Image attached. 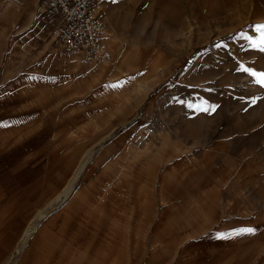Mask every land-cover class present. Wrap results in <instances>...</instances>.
Segmentation results:
<instances>
[{
    "label": "rangeland",
    "instance_id": "rangeland-1",
    "mask_svg": "<svg viewBox=\"0 0 264 264\" xmlns=\"http://www.w3.org/2000/svg\"><path fill=\"white\" fill-rule=\"evenodd\" d=\"M106 2L113 60L81 66L40 0H0V87L24 74L54 137L30 149L40 197L21 193L37 170L1 176L0 264H264V88L240 70L264 71L241 37L261 39L264 0ZM241 227L257 231L216 238Z\"/></svg>",
    "mask_w": 264,
    "mask_h": 264
},
{
    "label": "crops",
    "instance_id": "crops-1",
    "mask_svg": "<svg viewBox=\"0 0 264 264\" xmlns=\"http://www.w3.org/2000/svg\"><path fill=\"white\" fill-rule=\"evenodd\" d=\"M6 6L11 8L12 5L7 1ZM54 44V41H52ZM92 73L102 75L107 73L103 69H91ZM44 99L40 94L28 83L24 74L21 77H15L10 80V83L0 87V104L9 105L8 112H11V118L0 122V181L1 176L6 175V180L2 183L4 186L13 185L15 181L9 177V171L6 169H24L30 168L32 171L37 170V182L34 185L27 187L22 191V198L30 202L34 201L42 195L43 183V169H46L44 161H42L37 154L30 155V149L33 147L38 151L45 149L52 143L53 132L47 134V123L45 120L46 112L44 106ZM51 127V126H49ZM6 138V139H5ZM37 146V147H35ZM31 157V158H29ZM34 161V162H33ZM33 162V163H31ZM40 163H42L39 168ZM36 166V167H35ZM13 167V168H12ZM35 173H31L33 176ZM7 184V185H6ZM108 188L112 187V183H108ZM13 195V194H11ZM18 196L13 195V200ZM28 206V205H27Z\"/></svg>",
    "mask_w": 264,
    "mask_h": 264
},
{
    "label": "built area",
    "instance_id": "built-area-1",
    "mask_svg": "<svg viewBox=\"0 0 264 264\" xmlns=\"http://www.w3.org/2000/svg\"><path fill=\"white\" fill-rule=\"evenodd\" d=\"M49 11L53 33L66 57H78L81 66L104 64L111 60L106 45L107 28L102 12L106 0H40Z\"/></svg>",
    "mask_w": 264,
    "mask_h": 264
},
{
    "label": "snow or ice",
    "instance_id": "snow-or-ice-1",
    "mask_svg": "<svg viewBox=\"0 0 264 264\" xmlns=\"http://www.w3.org/2000/svg\"><path fill=\"white\" fill-rule=\"evenodd\" d=\"M256 32H261V39L259 41L252 39L251 36H245L244 33H241L242 38H246L251 41L252 48L254 49H260L261 51H264V24L257 25L254 29ZM215 47L217 48H227L228 46L223 43L216 44ZM240 70L245 73L247 76L252 78L253 82L259 87L264 88V71H257L253 68L240 66ZM128 81L119 82L117 84L108 85L109 87L113 89L121 88L123 87ZM258 100H264V97H254L250 100V104L254 105ZM176 103L185 106L187 109H190L196 113H205L208 115H212L216 112L219 105L210 103L207 99L201 98L199 102L193 103L191 101H186L183 99H180L179 97L176 98ZM257 229L253 227H241L237 229H233L230 232L227 233H218L216 235L217 239H232L238 236L243 235H254L256 233Z\"/></svg>",
    "mask_w": 264,
    "mask_h": 264
},
{
    "label": "bare ground",
    "instance_id": "bare-ground-1",
    "mask_svg": "<svg viewBox=\"0 0 264 264\" xmlns=\"http://www.w3.org/2000/svg\"><path fill=\"white\" fill-rule=\"evenodd\" d=\"M15 1V0H14ZM105 4H107V2H105ZM108 5V4H107ZM108 7H109V5H108ZM109 9V8H108ZM107 9H105L104 11H106ZM104 11L102 12V18H103V21H104V23H105V25H106V28H107V24H106V22L109 24L110 23V16L109 15H106L105 13H104ZM105 14V17H104V14ZM105 18V19H104ZM106 21V22H105ZM110 26V25H109ZM112 33L113 32H110V33H108V28H107V38H106V45H107V48H108V50H109V52H110V54H111V60L110 61H108V62H106V63H104V64H109V63H111L112 62V60H113V56H112V53H111V51H110V49H109V46H108V43H107V39H109V42H110V45L112 46V43H114L116 40H117V38L115 37L114 38V36L112 35ZM60 41V40H59ZM61 43V42H60ZM61 46H62V44H61ZM110 46V47H111ZM62 48H63V46H62ZM64 54V53H63ZM65 56V55H64ZM66 57V56H65ZM66 58H69V59H76L77 61H78V57H66ZM94 64V63H93ZM92 65V64H91ZM88 66H90V65H88Z\"/></svg>",
    "mask_w": 264,
    "mask_h": 264
}]
</instances>
